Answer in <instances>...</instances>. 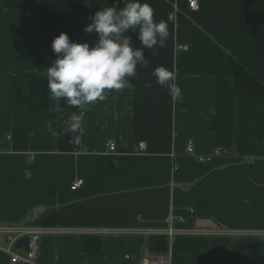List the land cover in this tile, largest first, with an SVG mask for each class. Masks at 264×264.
I'll use <instances>...</instances> for the list:
<instances>
[{
  "label": "crops",
  "instance_id": "obj_1",
  "mask_svg": "<svg viewBox=\"0 0 264 264\" xmlns=\"http://www.w3.org/2000/svg\"><path fill=\"white\" fill-rule=\"evenodd\" d=\"M200 1L193 10L187 0H148L168 23L166 46L134 82L74 109L48 93L52 41L61 32L97 39L84 29L102 0H0V219L24 224L57 211L55 227L68 231L42 237L40 264H142L155 254L149 237L165 236L171 216L187 217L179 229L211 218L227 233L166 236L169 264H264V95H238L228 74L234 57L264 83V0ZM159 65L174 71L176 99L155 83ZM73 111L83 114L79 145L47 131L60 133ZM97 230L103 252H84L83 235ZM0 264H11L1 248Z\"/></svg>",
  "mask_w": 264,
  "mask_h": 264
},
{
  "label": "clouds",
  "instance_id": "obj_2",
  "mask_svg": "<svg viewBox=\"0 0 264 264\" xmlns=\"http://www.w3.org/2000/svg\"><path fill=\"white\" fill-rule=\"evenodd\" d=\"M120 2L116 0L109 6L107 0H102L103 6L84 29L97 34L93 42L72 41L66 32L53 39L51 47L57 58L44 74L50 98L63 100L74 109L104 100L107 91L123 89L129 83L127 78L136 76L138 66H149V56L155 55L157 46H166L170 35L168 23L154 18L148 0H123V7H119ZM129 31L138 35V45L126 34ZM151 75L156 84L167 88L173 99L179 96L181 89L173 82L174 71L159 65L152 69ZM152 86V81L144 83L145 88ZM82 122L83 114L73 111L63 121L60 133L51 124L47 125V131L53 137L71 134L69 142L79 145L81 138L77 133Z\"/></svg>",
  "mask_w": 264,
  "mask_h": 264
},
{
  "label": "built area",
  "instance_id": "obj_3",
  "mask_svg": "<svg viewBox=\"0 0 264 264\" xmlns=\"http://www.w3.org/2000/svg\"><path fill=\"white\" fill-rule=\"evenodd\" d=\"M188 5L193 10H200L201 1L200 0H187ZM170 18L174 19L175 14L171 13ZM188 45H182L179 48L188 49ZM109 152L114 153L117 149V143L115 141H109L106 144ZM148 149V144L146 141H141L138 143L136 150L137 152H145ZM187 151L189 153H194L195 148L193 144H188ZM223 148H217V150L211 154L206 156H200L202 161H211L214 156L220 155L223 153ZM84 184V179H78L73 185L72 189L76 190L80 186ZM190 214L193 215L195 210H189ZM188 219L186 216H180L177 220L171 216L169 227L162 232L165 236H167L170 240L173 239L178 234H189L193 236H206V235H214L219 233H227L221 230H217L214 227H199L192 226L187 229H179L178 225H185ZM68 230L59 229L55 226H39L30 223L24 224H6L0 219V238H2L5 243L0 245V248L3 249L9 256L11 264H40L39 262V254H40V242L43 236L47 234H54L60 232H67ZM92 231L97 234H101L102 232ZM85 232H91L90 230H86ZM152 233V232H148ZM155 233V232H153ZM231 234L240 233L232 231ZM152 235V234H151ZM28 237L29 238V246L28 250H23L20 248H16L15 244L18 240ZM142 264H169V258L167 256L159 255V254H148L142 260Z\"/></svg>",
  "mask_w": 264,
  "mask_h": 264
},
{
  "label": "trees",
  "instance_id": "obj_4",
  "mask_svg": "<svg viewBox=\"0 0 264 264\" xmlns=\"http://www.w3.org/2000/svg\"><path fill=\"white\" fill-rule=\"evenodd\" d=\"M228 74L235 80L236 93L238 95H264V83L259 76L245 67L239 60L232 57L228 64ZM129 83L134 82V77H128ZM57 211L49 210L39 216L30 224L39 226H56ZM168 240L163 235H151L149 247L153 253L161 255L168 250ZM104 239L101 234H84L83 251L86 253H102Z\"/></svg>",
  "mask_w": 264,
  "mask_h": 264
},
{
  "label": "water",
  "instance_id": "obj_5",
  "mask_svg": "<svg viewBox=\"0 0 264 264\" xmlns=\"http://www.w3.org/2000/svg\"><path fill=\"white\" fill-rule=\"evenodd\" d=\"M194 224L196 226H199V227H217V225H218L211 218H197L195 220ZM28 246H29V238L28 237H25V238L18 240L15 244L16 248H20L23 250H28Z\"/></svg>",
  "mask_w": 264,
  "mask_h": 264
}]
</instances>
